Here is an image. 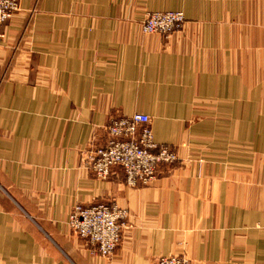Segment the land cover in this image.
<instances>
[{
	"label": "crops",
	"instance_id": "0c3cea01",
	"mask_svg": "<svg viewBox=\"0 0 264 264\" xmlns=\"http://www.w3.org/2000/svg\"><path fill=\"white\" fill-rule=\"evenodd\" d=\"M181 30L142 32L149 12ZM0 42V264H264V0H18ZM143 113L176 152L146 186L81 162ZM126 213L102 257L75 204Z\"/></svg>",
	"mask_w": 264,
	"mask_h": 264
},
{
	"label": "built area",
	"instance_id": "2783aa9c",
	"mask_svg": "<svg viewBox=\"0 0 264 264\" xmlns=\"http://www.w3.org/2000/svg\"><path fill=\"white\" fill-rule=\"evenodd\" d=\"M18 11V0H0V42L3 26ZM185 22L181 12H149L143 23L145 34L164 37L180 30ZM82 164L98 180H107L114 168L121 170L125 184L146 186L160 165H172L176 152L154 140L150 118L143 113L109 119L106 139L101 145H89L80 155ZM126 213L115 205L75 204L68 216L70 232L94 247L102 257L111 256L122 239ZM155 264H190L185 256L159 257Z\"/></svg>",
	"mask_w": 264,
	"mask_h": 264
},
{
	"label": "rangeland",
	"instance_id": "374dc122",
	"mask_svg": "<svg viewBox=\"0 0 264 264\" xmlns=\"http://www.w3.org/2000/svg\"><path fill=\"white\" fill-rule=\"evenodd\" d=\"M166 12H179V11H166ZM181 13H182V12H181ZM147 14H148V13H147ZM147 14H146V15H147ZM146 15H145V17H146ZM145 17H144V19H145ZM144 19H143V21H144ZM143 21H142V23H143ZM142 23H141V27H142ZM184 23H185V22H184ZM183 26H184V25H183ZM141 29H142V28H141ZM181 29H182V28H181ZM181 29H180V30H181ZM178 31H179V30H178ZM142 32H143V31H142ZM175 32H176V31H175ZM171 34H172V33H171ZM171 34H170V35H171ZM160 36H162V35H160ZM163 37H164V36H163ZM167 37H168V36H167ZM165 38H166V37H165Z\"/></svg>",
	"mask_w": 264,
	"mask_h": 264
}]
</instances>
